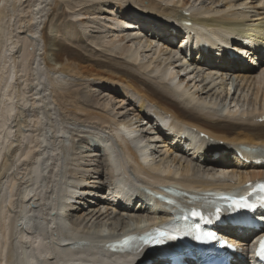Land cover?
I'll list each match as a JSON object with an SVG mask.
<instances>
[{
	"label": "bare ground",
	"instance_id": "bare-ground-1",
	"mask_svg": "<svg viewBox=\"0 0 264 264\" xmlns=\"http://www.w3.org/2000/svg\"><path fill=\"white\" fill-rule=\"evenodd\" d=\"M201 2L0 0V26L4 18L12 26L13 73L12 84L0 68V99L9 94L14 101L0 100V264H32L26 240L40 264H107L96 261L101 252L112 254L119 242L165 220L168 210L203 200L207 189L264 177V165L254 164L264 156V86L252 82L264 72V0ZM40 5L47 9L33 25ZM154 17L163 20H145ZM181 21L190 24L177 31ZM36 36L49 77L44 94L51 91L64 113L92 129L65 133L54 122L50 155L34 107L41 91L32 83ZM232 50L239 54L231 57ZM111 91L121 98L110 109L104 99ZM104 128L111 130L106 136ZM67 138L76 145L65 144ZM49 161V173L41 175L39 164ZM26 197L43 200V211L26 205ZM17 230L26 240H17ZM219 233L242 245L245 261L254 264L250 232L228 225ZM134 256L131 250L110 259ZM165 263L159 257L142 264Z\"/></svg>",
	"mask_w": 264,
	"mask_h": 264
},
{
	"label": "rangeland",
	"instance_id": "rangeland-1",
	"mask_svg": "<svg viewBox=\"0 0 264 264\" xmlns=\"http://www.w3.org/2000/svg\"><path fill=\"white\" fill-rule=\"evenodd\" d=\"M193 1V0H192ZM260 1V0H259ZM201 0H195V6H197V7H199L200 5H201ZM43 5V4H42ZM42 5H40V9H39V11H40V13L38 14V15H35V19L34 20H32V24L34 25V24H36V22L37 23H40V21H41V17L40 16H42L43 14H45V12H42L41 13V9H43V8H45V9H47V5H46V7H42L41 8V6ZM39 5H36V8L38 7ZM259 6L260 7H263V2H261V3H259ZM34 8H35V6H34ZM33 8V9H34ZM34 9V12L36 13V11L38 10V8L37 9ZM36 10V11H35ZM139 9H137V11H138ZM262 10V9H261ZM263 12H264V9H263ZM143 17H145V16H141V18H143ZM38 18V19H37ZM40 18V19H39ZM157 18V17H156ZM155 17L154 18H151V20H152V22L153 21H157V20H160V18H157L156 19ZM145 19V18H144ZM146 19H148V18H146ZM43 20V19H42ZM8 21H10L8 18H4V20L1 22L2 23V27L0 28V45H2V46H0L1 47V51H2V54H1V62H0V68H1V71L3 72V73H8V82L9 81H11V79H12V82H10V83H12L13 84V73H11L12 72V68H11V66H12V61L11 60H9L8 58L10 57V52L8 51V48H9V43H10V41H9V36H10V34H8L9 32H10V29H11V25H10V22H8ZM151 22V21H150ZM8 26V27H7ZM37 35V34H36ZM38 36H36V38H37ZM112 39H115L114 37L112 38ZM38 41V42H37ZM3 44H2V43ZM35 43L38 45H36V46H34L33 48H35V56H37L36 57V60H35V63H34V65H33V85L35 86V88H36V90L35 91H40V95H39V102L37 103V104H35V106L34 107H37V110H38V112H39V114H38V117L40 118V121H41V128H42V132H41V134H40V137H39V139L43 142V143H45V144H47V145H49V144H51L52 142H53V138L51 137V132H53L52 130H53V128H55L56 126H54L53 127V125H54V122H55V125L56 124H60V123H62L63 124V127L65 128V133H68V132H70L71 131V133H73V134H75V133H80V134H84L85 132L87 133V130H92L91 128H89L87 125H88V123H83V122H81L80 120H76V117H74L73 115L72 116H70V115H68V114H66V113H64L63 112V110H61V108H60V106L58 105V103H57V101H56V99L55 98H53V93H51V91H45L46 93L45 94H47V93H51V94H49V96H46V97H44V98H41V96H43L42 94H44V91H43V89H45L46 88V86H43V82L45 81V79H46V81H47V83H48V81H49V77L47 76V74H46V72L45 71H47L46 69H45V67L40 63V62H42L41 61V56H40V48H41V43H40V39H39V37H38V39H36L35 40ZM177 45H179V42L178 43H176ZM176 44H172L174 47H176V49H177V46H176ZM39 47V49H38V51H36L37 49L36 48H38ZM41 50H42V48H41ZM251 62V61H250ZM254 63V62H253ZM39 64V65H38ZM251 63H249L248 62V65L249 66H251L250 65ZM264 65V61H263V63L259 66V67H262ZM38 66H40V67H38ZM3 67V68H2ZM44 67V68H43ZM252 67V66H251ZM258 67V68H259ZM39 68H40V73H41V75L39 76L37 73L39 72L38 70H39ZM185 68L187 69H185V71L187 72V71H189L190 69L189 68H187L186 66H185ZM11 70V71H10ZM184 72V71H183ZM253 73V72H252ZM264 72L261 74L262 76L260 77V79H261V81H259V80H256V79H253L252 80V82L255 84V86L256 85H259L261 88H263V86H264ZM12 76V77H11ZM21 76L22 77H24V73H21ZM174 81H173V83H178V77H176L175 79H173ZM9 83V86H12V84H10ZM184 83V82H183ZM257 83V84H256ZM27 84H28V82H27ZM47 85V84H46ZM254 86V87H255ZM11 88V87H10ZM250 88H252V85H251V87ZM29 89H30V87H29ZM34 88H32L31 90H33ZM104 89H108V88H104ZM9 91V90H8ZM58 91H61V90H58ZM10 92V91H9ZM107 92V91H106ZM114 92V93H113ZM115 92L116 91H111V94L109 93V97L108 98H106V99H104V100H106V102H108V106H107V108H110L111 109V107L109 106L110 104H113L114 102H116L117 100H118V98H121V96L117 93V94H115ZM264 92V91H263ZM4 94V93H3ZM45 94H44V96H45ZM115 94V95H114ZM264 94V93H263ZM6 95V96H5ZM5 95H3V97L1 96V98L2 99H0L1 100V106H10V105H12V102H14L12 99H11V97H10V95L9 94H5ZM114 95V96H113ZM9 96V97H8ZM114 99V100H113ZM10 102V103H6V102ZM101 102V101H100ZM227 102V101H226ZM137 105V104H136ZM49 106H51L52 107V109L54 108V111H52V109H51V114H50V112H49ZM133 106V105H132ZM54 114L56 115V119L54 120L53 118V116H54ZM50 118L52 119V120H50ZM134 119L135 117L134 116H132V115H130L129 116V119ZM128 119V120H129ZM57 120V121H56ZM158 121V123H162V122H167V121H164V120H161L160 121V119H157ZM59 121V122H58ZM146 122V121H145ZM145 124H147V123H145ZM148 125V124H147ZM147 125H145V129L146 128H148V126ZM96 127V126H95ZM69 128H73V130L71 129H69ZM111 128H114V126L112 125L111 126ZM123 128V127H122ZM121 128V129H122ZM5 129V127L3 128V130ZM75 129V130H74ZM124 129V128H123ZM79 130V131H78ZM127 131L128 129H124V131ZM5 131H6V129H5ZM83 131L84 133H81V132ZM110 129L108 130V129H99V132L101 133V134H103L104 136H106V135H108L109 133H110ZM130 131V130H129ZM128 131V132H129ZM46 134H45V133ZM63 133V132H62ZM118 133H119V131H118ZM45 134V135H44ZM44 135V136H43ZM163 137H164V135H163ZM4 137H2L1 136V140L3 139ZM69 139V140H68ZM71 138H67V139H65L64 140V143L65 144H67V145H69V146H72V144L74 143V145H76V142L74 141L73 143H72V139L70 140ZM55 144H57L56 142L54 143V148H55ZM84 147H86L85 145L84 146H82V149L83 150H85L86 148H84ZM74 148H75V146H74ZM88 149V148H87ZM92 149V148H91ZM51 151H54V149L52 150L51 149ZM48 152H50V150H48V149H46L45 151H44V155L45 154H47V155H50L52 152H50V154L48 153ZM54 154H56L55 153V151H54ZM123 160H125V159H123ZM182 160V159H181ZM182 162V161H181ZM176 167H177V164L175 165V167H174V169H176ZM51 168V167H50ZM49 173V172H48ZM51 173H54L55 174V171L54 170H52L51 171ZM58 174V173H57ZM56 175V174H55ZM26 180H29V178H25ZM105 180V179H104ZM28 185H32V183L31 184H28ZM26 190V192H29V194L27 195V196H29L30 195V191H29V189L27 190V189H25ZM33 191H35V189L33 188ZM46 191V190H45ZM38 194H40V193H34L32 196H38ZM43 196H44V194L42 195V199H43ZM27 198V197H26ZM31 198V197H30ZM36 198V197H35ZM35 198H33L34 199V201L32 200H30L29 202H30V204L29 205H31V203L32 204H34V205H36V207L35 206H32L33 207V209L35 210V212L37 211V210H41L42 209V211H43V209L44 208H42V206H41V204H42V201L43 200H41V201H37ZM26 205H27V203H26ZM45 207V206H44ZM43 213V212H42ZM144 225V224H143ZM16 236H17V240L18 241H20L21 239L22 240H24V238H25V240H26V236L25 235H21V233L17 230V232H16ZM31 239V238H30ZM33 240V239H32ZM28 240H26V241H24V243L22 242V246H23V249H26V250H30L31 249V246L32 245H30L28 242H27Z\"/></svg>",
	"mask_w": 264,
	"mask_h": 264
},
{
	"label": "snow or ice",
	"instance_id": "snow-or-ice-1",
	"mask_svg": "<svg viewBox=\"0 0 264 264\" xmlns=\"http://www.w3.org/2000/svg\"><path fill=\"white\" fill-rule=\"evenodd\" d=\"M257 193H260V195H257V200L260 203H264V183H259L256 187L252 188V190L247 193L244 196H240L238 198H233L231 200L232 205H234L235 208H253L256 206L255 203H250L249 198L253 195H256ZM199 213L194 212L193 215H198ZM165 235L164 232L158 230V235L155 237H149L145 242L149 243H162L161 237ZM208 238H214L213 234L207 233L206 234ZM257 248H256V255L259 256L261 259H264V236H261L257 240Z\"/></svg>",
	"mask_w": 264,
	"mask_h": 264
}]
</instances>
